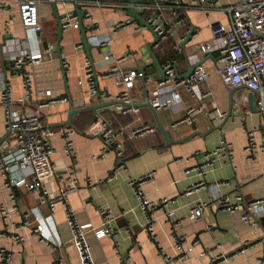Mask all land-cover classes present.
Segmentation results:
<instances>
[{
  "label": "crops",
  "instance_id": "obj_1",
  "mask_svg": "<svg viewBox=\"0 0 264 264\" xmlns=\"http://www.w3.org/2000/svg\"><path fill=\"white\" fill-rule=\"evenodd\" d=\"M123 1L130 0H106L108 4L104 6H91L92 21L83 22L84 27L89 29V41L93 46L91 53L98 74V86L107 97L92 95L86 82L79 84V80L84 78L83 69L90 62L84 46H79L82 44L80 28L70 27L63 31L61 55L57 53L56 45L52 55H45L42 63L29 68L33 73L36 96L29 99L27 106L21 107L22 110H33L46 98H69L68 102L51 103L41 109L43 126L53 128L57 134L53 140L55 176L45 182L46 187L50 191H56L66 179L68 171L74 168L79 186L69 192L68 201L85 228L96 264H165V255L176 256L174 231L184 237L186 248L192 247L191 257L178 264H212L213 259L220 255H224V259L219 264H264L262 226H251L241 218L240 211L231 213L220 208L219 203L213 200L215 190L212 187L218 183L222 184L215 193L229 197L232 202L236 201L235 195L239 190L247 202L264 200V154L249 158L245 149L248 131L262 128V115L252 108L246 88L231 89L222 81L217 72L219 51L202 52L199 49L201 42L210 45L215 43L211 24L230 22V14L223 8L227 0H219L215 7L204 6L200 0H187L183 8H179L178 15L173 13L172 4H168L164 10V18L170 20L173 32L153 47V52L162 64L170 60L177 61L179 74L188 70L185 54H196L198 60H202L209 70L210 77L200 84V90L210 92V95L204 99L205 106L194 125L182 123L172 126L184 117L188 107L197 104L186 89L180 90L182 102L175 108L157 110L158 118L148 106H141L139 113L132 112L128 115L120 112L121 107L112 110L108 108L103 113L114 117L116 126L149 123L158 127L155 133L127 140L123 160H119L114 151L98 159L93 158L100 155L103 142L85 132L99 112L74 113L71 124H65L69 122L75 109L94 106L101 99L111 101L126 90L133 96L136 104H144L157 88L159 81L147 72L148 81L137 78L129 86L118 84L114 76H104L116 59L125 55L128 56L127 60L120 64L123 71L130 68L146 70L152 62L149 46L154 41V35L151 30L127 15L125 6L115 4ZM9 2L10 9H0V45L8 32L19 37L24 35L18 6L15 2ZM50 2L40 1L38 5L43 24L42 48L49 42L57 44L58 25ZM142 2L143 0L135 5L138 12L147 17L150 11L143 9ZM57 4L60 14L64 10L76 9L71 0L65 4ZM123 21L131 23L115 30V23ZM92 24L99 27L98 33L91 31ZM46 28L50 32L49 39L45 37ZM191 31L196 35L183 50L179 45ZM105 35L111 37V44L98 47L95 44L97 37ZM132 53L136 55H128ZM105 56L109 57L105 59ZM63 60L67 61L66 66ZM5 80L11 82L15 98L24 95L23 79L20 74L11 72V62L3 58L0 47V91ZM232 91L233 103L230 98ZM80 100L84 101V105L75 107L72 101ZM216 109L226 114L225 119L218 123L214 122L210 114ZM230 110L231 115L228 116ZM65 127H73L78 132L74 137L76 159L65 153L61 137ZM6 134L8 136L5 140H10L5 109L1 107L0 148L5 142L1 143V140ZM223 139L234 148L233 164L217 160L205 170V175L201 174L200 167L206 161L203 152L213 150ZM150 172H154V176L143 184V190L152 200H160L166 196L175 199L171 207L181 221L174 227L161 215L154 227L155 238L145 229L146 216L130 186V179ZM110 174L114 177L107 180ZM89 178L103 181L90 186ZM6 180V176L0 173V206H17L18 211L12 213V220L16 223L23 222L24 213L35 210V215L29 217L30 224L18 231L25 238L23 244H18L11 238L14 228L7 225L0 213V247L12 253L11 264H53L59 256L65 257L67 264H81L62 204L51 211L40 202L39 192H31L26 186L9 188L5 185ZM202 181L206 183L204 186L199 185ZM192 186H195L193 193L187 194L188 188ZM13 194L14 198L11 197ZM202 201H207L209 205L201 218L192 219L191 210ZM100 206L111 209L114 216L112 226L119 229L116 235L103 238L95 236V230L102 225ZM51 213L57 231L56 237L62 241V245H48L33 235L35 216L46 217Z\"/></svg>",
  "mask_w": 264,
  "mask_h": 264
},
{
  "label": "built area",
  "instance_id": "obj_2",
  "mask_svg": "<svg viewBox=\"0 0 264 264\" xmlns=\"http://www.w3.org/2000/svg\"><path fill=\"white\" fill-rule=\"evenodd\" d=\"M9 1L15 2L18 6V16L23 26L24 35L14 36L7 33L1 43V52L3 58L11 62V72L18 73L23 79L24 95L15 98L13 95V86L9 80H5L0 91V110L5 109L6 126L9 130L10 140H5L0 148V173L6 176L5 185L7 187H22L31 192H39L40 202L47 205L51 211H54L57 205L62 204L66 210L67 224L71 231L72 241L78 251L81 264H96L92 253V245L87 237L85 228L79 222L75 210L68 201L69 192L78 188L79 183L74 168L68 171L66 179L60 184L56 191H50L45 182L55 176V166L53 162L54 148L53 140L57 135L51 127H44L41 116V109L55 102H68L69 98H46L37 104L33 110H22L21 107L27 106L29 99L36 96L34 88L33 73L29 69L44 61L45 55H52L56 50V44L49 42L45 48H42L43 24L40 19L39 2L51 0H0V9L11 8ZM60 3H67L69 0H55ZM76 7L75 10H64L61 13V21L64 30L70 27L81 28L84 21H92L90 12L91 6H104L106 0H71ZM187 0H143L144 10L150 11L147 17H144L153 31L160 35L161 39H166L172 32L173 26L170 20L164 18V10L168 4L175 15H178L179 8H183ZM204 6L215 7L219 0H200ZM114 4V3H113ZM122 6L133 5L130 1L117 2ZM208 7V6H207ZM230 14L228 24H211L214 44L205 42L199 44L202 52L219 51L217 72L222 81L231 89L245 86L249 92H259L256 96V105L262 115V128H253L248 131V143L246 151L249 158H255L260 153L264 154V0H227L223 7ZM77 9L83 10V19L77 14ZM183 20V19H181ZM179 20V21H181ZM130 21L115 23V30L127 26ZM93 33L99 32V27L92 24L90 27ZM196 34L192 33L188 44L193 41ZM184 37L182 41L185 39ZM95 44L103 47L111 44L109 35L97 37ZM83 47L82 44L79 45ZM179 49L180 47L177 46ZM135 56V53L128 54ZM109 56H105L107 59ZM194 60H198L196 54H192ZM125 55L116 59L110 71L104 76H114L117 83L127 86L131 85L137 78H144L148 81L145 69L139 70L130 68L127 71L120 69V64L127 60ZM94 62V61H93ZM92 61L84 67V78L79 80V84L86 82L92 95L98 97H107L105 92H101L98 86V74L96 66ZM176 60H170L163 64L166 69L165 80L158 83L148 101L156 110L163 108H175L182 102L180 90L186 89L196 99L197 104L186 109L184 117L175 122L172 126L186 123L194 125L202 111L204 99L210 95V92L200 90V84L207 81L210 72L204 64L196 67L188 78H179L177 76ZM67 61L63 60L64 66ZM124 101L126 105L121 107V113L128 115L132 112L139 113L140 106L136 104L133 96L128 90L122 92L117 98ZM75 107L84 105V101H72ZM212 119L215 123L225 119L226 114L218 109L212 111ZM139 121V120H138ZM158 130L157 125L149 123H139L136 125L116 126L114 117L100 113L95 120L86 129L85 134L91 137H98L103 142L100 155L93 156L98 159L107 153L114 151L119 160L125 156V144L127 140L142 137L147 134L155 133ZM77 130L73 127L62 129L61 137L64 141V150L68 156L77 158L75 150L74 137ZM206 158L205 163L200 167L201 174L205 175V170L212 167L217 160H226L233 164L234 148L226 140H221L220 144L213 150L203 152ZM186 172H189L187 170ZM264 174V167H263ZM154 176L150 172L139 178L130 179V186L138 201V205L146 216L145 229L152 238L156 237L154 227L159 222L161 215L174 226L177 227L181 221L171 204L175 199L163 197L160 200H152L143 190V184ZM114 175L110 174L107 180H112ZM103 180L95 181L89 178V185L95 186ZM205 181L200 182L204 186ZM222 183L214 184L213 200L219 203L220 208L231 213L241 212V218L253 227H258L260 217L264 215V200L258 199L247 202L243 193L239 190L235 195V202L229 197L220 193H215L218 186ZM198 186V185H197ZM192 186L188 188L187 194L194 191ZM12 198L15 197L13 194ZM209 205L207 201H202L191 210L190 217L199 219L203 215L204 209ZM18 211L16 205L7 206L1 204L0 213L7 225L14 228L10 236L18 244H23L25 238L18 232L21 228L28 226L29 217L35 215V210L27 211L23 215V222L16 223L12 220V213ZM99 212L102 217V225L95 230L97 238L114 236L119 229L112 226L114 220L113 213L108 206H100ZM35 227L33 235L37 236L41 242L48 245H62V241L56 237L57 231L54 225L52 213L46 217L35 216ZM129 231V229H126ZM184 237L173 232L175 257L164 256L165 264H178L187 261L191 257L192 247L186 248ZM224 259V255L213 259L212 264H219ZM12 253L6 248L0 247V262L2 264H11ZM26 264V263H23ZM53 264H67L63 256L57 257ZM124 264V263H123Z\"/></svg>",
  "mask_w": 264,
  "mask_h": 264
},
{
  "label": "water",
  "instance_id": "obj_3",
  "mask_svg": "<svg viewBox=\"0 0 264 264\" xmlns=\"http://www.w3.org/2000/svg\"><path fill=\"white\" fill-rule=\"evenodd\" d=\"M141 0H130V2L133 5L127 6L126 10H127V15H129L130 17H132L135 21H138L142 26H145L146 28H148L149 30H151V32L154 35V41L152 42V44H150V55L152 58V62L148 65V68L145 70L147 72L148 75H152L154 77V79L156 81H162L165 80L166 77V69L164 68L163 64L159 61V59L157 58V56L155 55V53L153 52V47L159 43V41L161 40V37L159 34H157L155 31H153L151 29V27L149 26V24L147 23L146 19L143 17V15H141L137 8L136 5L137 3H139ZM51 6L53 9V14L54 17L57 21V25H58V30H57V53L59 55H61V45H60V41L63 37V24L61 21V14L59 12L58 9V4L55 0H51ZM77 14L80 16L81 19H83V10L82 9H77ZM81 34H82V44L85 48V51L90 59V61H94V58L92 56L91 53V49L93 48L91 42L89 41V29L84 27V25L82 24L81 28ZM193 31H191L186 38L180 43L179 46H181V48L183 50H185L186 48V44H188V40L191 38ZM185 57L187 58V62H188V70L186 73L184 74H179L178 69H177V76L179 78H188L193 71L196 69L197 66L203 64L202 60H194L192 57V54L186 55ZM177 67V65H176ZM238 88H246L245 86H240ZM264 91V90H263ZM259 95V92H249V99L250 102L252 104V108L254 109V111L259 112L257 105H256V96ZM101 98V97H99ZM230 98H231V103H233V91L230 94ZM126 105H130V104H126L124 101L122 100H118V99H113L111 101H100V103L94 105V106H90L87 108H78L72 111L71 115H70V120L69 122H66L65 124L70 125L71 124V119L74 113H80V112H85V111H97L100 113H104L105 111L109 109H116L117 107H123ZM135 106H148L150 108H152L153 113L155 114V116L158 118V112L157 110L152 106L150 101L145 102L144 104H132ZM231 109H232V105H231ZM231 115V110L228 112V116ZM160 125V124H159ZM161 129L163 130L162 126L160 125ZM165 132V131H164ZM166 135V133H165ZM8 134H6V136H4L1 140V143L5 141V139L7 138ZM260 225L262 226V228L264 229V215H262L260 217Z\"/></svg>",
  "mask_w": 264,
  "mask_h": 264
},
{
  "label": "rangeland",
  "instance_id": "obj_4",
  "mask_svg": "<svg viewBox=\"0 0 264 264\" xmlns=\"http://www.w3.org/2000/svg\"><path fill=\"white\" fill-rule=\"evenodd\" d=\"M49 20V19H48ZM47 30H46V33H45V37L47 38V39H49L50 38V32H49V30H48V28H46Z\"/></svg>",
  "mask_w": 264,
  "mask_h": 264
}]
</instances>
